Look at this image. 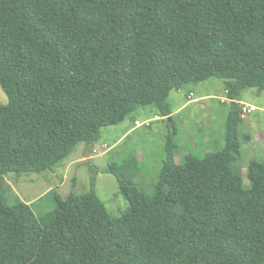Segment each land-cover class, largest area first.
Instances as JSON below:
<instances>
[{
	"label": "trees",
	"instance_id": "trees-1",
	"mask_svg": "<svg viewBox=\"0 0 264 264\" xmlns=\"http://www.w3.org/2000/svg\"><path fill=\"white\" fill-rule=\"evenodd\" d=\"M212 77L233 104L224 148L178 162L169 96ZM0 86V264H264V163L248 183L236 168L242 94L264 90V0H0ZM146 106L172 123L154 195L113 162L120 218L98 167L42 222L11 203L4 175L54 170Z\"/></svg>",
	"mask_w": 264,
	"mask_h": 264
},
{
	"label": "rangeland",
	"instance_id": "rangeland-1",
	"mask_svg": "<svg viewBox=\"0 0 264 264\" xmlns=\"http://www.w3.org/2000/svg\"><path fill=\"white\" fill-rule=\"evenodd\" d=\"M227 96L225 80L216 77L171 92L169 103L178 133L175 137L179 146L178 162H185L188 155L203 159L206 153L224 148L227 119L233 109ZM241 101L248 105L247 114L239 125L242 147L236 168L248 183L247 169L251 160L264 163V90L247 88ZM7 103L8 96L0 86V106ZM251 105L255 108L249 110ZM155 114L152 106L140 107L122 123L103 127L95 145L79 143L54 170L7 173L3 182L9 188L11 203L28 204L42 222L46 213L56 209L58 194L66 198L72 191L87 193L91 176L98 167L97 192L111 216L120 218L129 203L116 177L103 170L110 163L126 162L136 184L154 195L166 157V138L172 130L168 118L160 119ZM70 163L73 164L69 167Z\"/></svg>",
	"mask_w": 264,
	"mask_h": 264
},
{
	"label": "built area",
	"instance_id": "built-area-1",
	"mask_svg": "<svg viewBox=\"0 0 264 264\" xmlns=\"http://www.w3.org/2000/svg\"><path fill=\"white\" fill-rule=\"evenodd\" d=\"M254 108H255V106H251V107L249 108V110H250V109H254ZM243 111H244V112H247V107H246V106L243 107Z\"/></svg>",
	"mask_w": 264,
	"mask_h": 264
},
{
	"label": "crops",
	"instance_id": "crops-1",
	"mask_svg": "<svg viewBox=\"0 0 264 264\" xmlns=\"http://www.w3.org/2000/svg\"><path fill=\"white\" fill-rule=\"evenodd\" d=\"M242 103H243V101H241ZM244 104V103H243ZM248 105V104H247ZM247 105L246 104H244V106H246L247 107ZM251 106H254V105H251ZM88 156H90V155H88ZM85 157H87V156H85ZM80 160H82V159H80ZM85 160V159H84ZM73 163H70L69 164V167H70V165H72ZM67 168H68V166H67Z\"/></svg>",
	"mask_w": 264,
	"mask_h": 264
}]
</instances>
